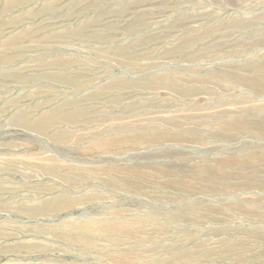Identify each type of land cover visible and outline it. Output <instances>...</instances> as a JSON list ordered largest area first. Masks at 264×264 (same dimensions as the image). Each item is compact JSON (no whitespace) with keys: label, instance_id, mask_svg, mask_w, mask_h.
Returning <instances> with one entry per match:
<instances>
[{"label":"rangeland","instance_id":"rangeland-1","mask_svg":"<svg viewBox=\"0 0 264 264\" xmlns=\"http://www.w3.org/2000/svg\"><path fill=\"white\" fill-rule=\"evenodd\" d=\"M0 264H264V0H0Z\"/></svg>","mask_w":264,"mask_h":264}]
</instances>
